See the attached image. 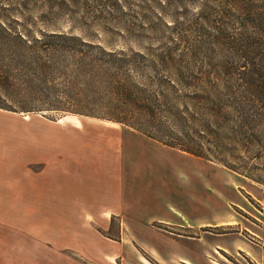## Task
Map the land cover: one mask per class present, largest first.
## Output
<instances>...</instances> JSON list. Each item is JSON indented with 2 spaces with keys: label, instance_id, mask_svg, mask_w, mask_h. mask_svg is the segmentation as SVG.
<instances>
[{
  "label": "rangeland",
  "instance_id": "obj_1",
  "mask_svg": "<svg viewBox=\"0 0 264 264\" xmlns=\"http://www.w3.org/2000/svg\"><path fill=\"white\" fill-rule=\"evenodd\" d=\"M35 5L32 17H55L61 31L107 49L171 56L164 66L169 76L164 91L180 111L187 109L181 127L190 147L192 139H201L213 158L171 149L119 124L66 113L0 110V145L30 147L24 154L37 159L38 173L56 149L67 146L75 161L69 162L70 176L78 167L80 177H89L84 169L92 159L98 180L108 179L110 166L112 177L132 183L138 201L154 195L150 208L163 213L171 207L185 216L191 230L154 227L192 238V255H207L218 264H252L262 255L264 264V117L257 110L222 112L226 105L249 108L247 99L264 107V37L252 34L261 1L62 0L57 7L39 0ZM228 88L235 94H227ZM6 159L12 161L13 152ZM117 225L112 219L104 234L117 238Z\"/></svg>",
  "mask_w": 264,
  "mask_h": 264
},
{
  "label": "trees",
  "instance_id": "obj_2",
  "mask_svg": "<svg viewBox=\"0 0 264 264\" xmlns=\"http://www.w3.org/2000/svg\"><path fill=\"white\" fill-rule=\"evenodd\" d=\"M38 1L0 0L1 111L89 117L122 125L200 159L213 158L201 139H192L195 144L190 147L185 126L181 127L187 121V109L180 111L173 101L176 99L164 91L169 79L164 66L171 56L115 51L65 33L55 17L50 20L30 15ZM50 1L57 7L62 5V0ZM260 1L262 5L256 6L259 12L249 16L255 15L259 22L252 34L264 37V0ZM214 92L217 89L210 96ZM229 93L235 94L228 88ZM247 101L249 108L226 105L222 112L257 110V116L264 117V107L258 109L250 99Z\"/></svg>",
  "mask_w": 264,
  "mask_h": 264
},
{
  "label": "crops",
  "instance_id": "obj_3",
  "mask_svg": "<svg viewBox=\"0 0 264 264\" xmlns=\"http://www.w3.org/2000/svg\"><path fill=\"white\" fill-rule=\"evenodd\" d=\"M6 148L0 145V264H218L192 255V238L155 228L191 230L192 223L171 207L163 213L150 208L154 195L138 201L130 181L111 176L114 168L98 180L89 159V177H80L78 167L70 176L75 161L61 145L38 173L37 159L24 154L30 147ZM112 219L117 238L104 234ZM251 263L262 264V255Z\"/></svg>",
  "mask_w": 264,
  "mask_h": 264
}]
</instances>
